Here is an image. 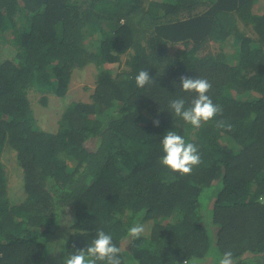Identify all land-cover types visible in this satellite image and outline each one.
I'll use <instances>...</instances> for the list:
<instances>
[{"label": "trees", "instance_id": "16d2710c", "mask_svg": "<svg viewBox=\"0 0 264 264\" xmlns=\"http://www.w3.org/2000/svg\"><path fill=\"white\" fill-rule=\"evenodd\" d=\"M253 1L0 0V52L14 50L0 57V264H63L98 230L122 264H219L229 250L233 264H264V10ZM210 41L221 54H200ZM87 66L91 101H71L55 132L42 129L30 92L47 106ZM141 70L153 79L144 88ZM185 75L206 78L222 109L199 129L170 112L171 100L194 96L181 89ZM168 131L197 146L190 175L160 163ZM8 152L23 174L16 205ZM137 223L145 232L132 239Z\"/></svg>", "mask_w": 264, "mask_h": 264}, {"label": "clouds", "instance_id": "9594fccd", "mask_svg": "<svg viewBox=\"0 0 264 264\" xmlns=\"http://www.w3.org/2000/svg\"><path fill=\"white\" fill-rule=\"evenodd\" d=\"M153 79L146 70H141L135 78L138 88H144ZM180 86L183 92L193 93L194 96L190 104L186 106L183 98H176L170 101V112L176 117H180L186 124L195 129L212 121L222 109L213 103L207 94L212 88L211 83L206 78L189 76L180 77ZM154 126H159L158 119L153 121ZM218 128L231 130V125L224 121H217ZM162 150L164 155L160 163L168 168L172 173H179L181 176L190 175L193 169L202 162L197 146L186 142L185 139L175 131H168L162 139ZM258 203L264 206V196L258 198ZM145 232V226L137 223L128 230V236L132 239H139ZM121 248L113 243V237L103 230H98L95 238L86 248L79 249L75 253L67 256L63 264H122L120 259ZM188 264V261H184ZM191 264H205L202 259L193 258ZM219 264H233V253L225 251L219 259Z\"/></svg>", "mask_w": 264, "mask_h": 264}, {"label": "rangeland", "instance_id": "374dc122", "mask_svg": "<svg viewBox=\"0 0 264 264\" xmlns=\"http://www.w3.org/2000/svg\"><path fill=\"white\" fill-rule=\"evenodd\" d=\"M242 23H239L241 25ZM234 41L230 38L226 41L225 49L223 53L231 54L234 51L233 43ZM5 49L0 52V57H6L13 53V49L8 45L4 44ZM201 55L210 54L213 56H218L221 54L220 44L214 41H210L205 44L204 48L200 52ZM126 57L122 58V64H116L113 66L115 71H119L124 67ZM96 70L93 66H87L84 70H77L75 75H72L70 94L68 93L66 97H57L53 94L47 95L46 105H43L42 98L45 93H39L36 90L30 92V100L32 107L34 109L35 117L38 120L39 126L49 132H55L58 128V120L61 113L64 111L66 106L74 100H83L90 102L91 94L94 90ZM4 164L6 166V173L8 177V197L11 204L16 205L21 203L25 198L26 194L23 188V178L22 169L19 167L14 155L10 152L6 155L4 159ZM212 204V203H211ZM70 214V212H68ZM68 216L60 217V221L56 226V231L62 232L66 228V223L68 222ZM214 264L211 258L206 259L205 264Z\"/></svg>", "mask_w": 264, "mask_h": 264}, {"label": "crops", "instance_id": "0c3cea01", "mask_svg": "<svg viewBox=\"0 0 264 264\" xmlns=\"http://www.w3.org/2000/svg\"><path fill=\"white\" fill-rule=\"evenodd\" d=\"M253 10H264V0H254Z\"/></svg>", "mask_w": 264, "mask_h": 264}]
</instances>
